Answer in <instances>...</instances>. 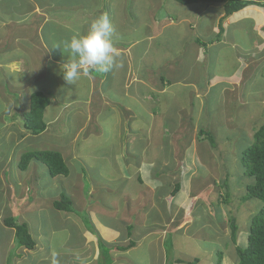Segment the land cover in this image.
I'll return each instance as SVG.
<instances>
[{"label": "crops", "instance_id": "1", "mask_svg": "<svg viewBox=\"0 0 264 264\" xmlns=\"http://www.w3.org/2000/svg\"><path fill=\"white\" fill-rule=\"evenodd\" d=\"M76 1L77 0H0V57L5 58V61H2L0 58V66H3L4 69V80L0 81V87L9 89L14 93L17 91L23 92L29 90L30 93L40 91L46 94L51 103L45 110V119H47L49 125H53L56 128L57 126L68 127L64 130L60 129V132L54 133V136H49V139H47L50 142L48 143V147H53L58 150L65 163L68 164L66 159L72 154L70 149L73 148L74 142L80 139V141L85 142L81 144L83 148L82 151L78 148H75L73 151H76L75 154L83 152V160L88 161L84 167L81 165H75L76 167H74L68 164L70 172L67 177L51 179L46 173L47 177H45L44 180L36 176L38 168L44 171L43 168L40 167L38 163L32 162L25 172L19 171L15 173L12 177V181L8 179V182L5 178L6 173L2 164L7 166L9 158L16 157V153H10L8 158L2 162L0 166V176L2 178V183L0 184V223L5 226L3 220L9 217L18 223H25L35 246L33 249H26L24 247L14 249L12 245L7 246L2 244L0 246L2 251L0 253V264H98L99 249L96 237L85 230L80 219L75 217L74 214L57 211L53 208V202L59 200L61 192H64L80 210L86 208L88 215L90 212V204H85L86 202L83 198V191L87 187H89L87 188L89 192H99L98 194L101 195L103 190H106L105 193H108L107 195L116 198V200L110 201L113 203H107V209L99 208V210H97L99 214L95 220V227L98 229L104 241L107 243L119 241L123 246L133 242V246L126 251H129V254L133 251L135 257L139 260V264H147L149 260L151 264H165L164 244L166 239H169V232L171 231L172 233L174 231L173 221L179 219L180 207L176 205L178 209L175 211V217L172 214L168 219L162 218V211L171 210L172 204L178 201L180 203L181 200L184 199H181V195L186 196L185 198H187V200L190 196L192 198V189L187 183L188 188H185L186 195L180 194L183 191L181 185L180 191L175 196L176 200L172 201L175 197L172 199L169 197L168 199V192L170 191L169 185L165 187L163 183L155 179L152 175L151 180L160 184H151L152 187L150 191L148 190V186L145 187V190L141 191L137 186H131L130 183H126V180L116 178L115 174L117 173L118 176L123 178L122 175H124L126 171H128L127 173L130 177H132V175L136 176V174L140 176L138 170L143 160L141 157L142 160L137 159L135 162H132V157L129 156L130 145H128V142L124 141L121 137L122 135H120L121 125L119 124V120H123L124 118H121V116H123L125 117L127 127L129 125L139 126V122L143 123L138 115L141 107V110L145 111L147 115L151 117L150 122H144L142 126L145 125L146 128H151L149 130L155 132L153 133L154 135L151 136L156 137L155 142H158L162 135L163 137L168 135L166 130L161 131L163 124L169 125V127H173L172 123H175L174 126L180 125L176 121L177 112L173 113L165 110L171 104H176L174 107L175 110L179 109L182 112L186 110L191 111L193 109V103L196 101L200 103L201 98L205 97V94L209 92L207 90L210 89L211 91L214 87L219 88L218 95L220 100H223L225 103L228 101L233 105L238 103L240 96L242 98L245 97L244 100L248 98L251 99L257 96L255 95L257 92L258 96L260 95V97H262V95H264V90L254 89L251 84L247 89L249 85L247 81L248 79L250 82L252 81L253 75L258 73L257 68L260 67L261 63H264V9L256 5H251L248 7L247 11L243 9L237 12L242 13L245 20L251 23V27L249 28L251 35L249 39L246 38L247 41L244 45L240 40L227 42L224 39L225 36H223L225 29L235 21L240 20L242 16L237 17L238 19L234 22L226 24V27H223L224 32L220 37L217 36L219 29L216 25L219 20H216L217 15H212L210 21H212L213 24L212 32L214 35H208L207 39L208 42L211 40L208 46L212 47V45L215 44L212 47L215 52L214 55L211 57V54H207L206 47H202L196 43L199 39H190V47L187 50H183L184 53L183 51L181 52L182 56L170 60L168 63L170 67L167 73H165L164 76H156V72L149 74L152 69L149 68L147 63L142 65L143 59L148 55L150 42L160 37L164 32V28L174 26L177 23H186L189 25L190 30L195 29L197 27L195 22L200 24V14H197V12L195 13L196 15L193 14L194 8L191 9L190 12L192 14L190 16H188V13L176 15L174 10L173 13L178 18L177 23L174 22L172 18H169L170 21L167 20L163 23H160L159 20H155L147 27V32L145 34L139 33L136 35V33L130 31V29L126 27L123 16L125 8L119 11V6H124V1L117 3V0H111L112 9L114 7L117 11V15L122 16L121 22L119 16L114 18L115 14L112 11L110 14H104L101 8L98 11L101 3H103L102 0H93L95 3H93L94 6L93 4L91 6H86L85 3L75 5ZM23 2H25V4H23ZM185 7L190 10V5ZM254 8H256L257 12L260 11V15L258 19L256 18L253 21L250 9L254 10ZM84 13L87 14L88 17L84 16L86 18H82ZM169 13L172 12L169 11ZM102 14L107 15L109 21L113 27H115L113 37L115 57L117 64L120 65L121 63V65L119 67L114 66L106 73H96L94 70L89 69V75H82L80 79L73 84H68L63 79L61 72V66L71 59L69 52L65 50V43L77 32L81 34L86 33L89 28L86 27V24L91 23L92 20ZM235 16L236 15L233 14L231 17L235 18ZM48 24H52L53 28L47 32L45 28ZM258 26L259 28L255 30V27ZM246 29L247 27L244 30L242 29L244 34L246 33ZM58 31L61 35H59ZM48 34L58 39H54V43H51L50 38H47ZM132 34L133 36H131ZM196 36H198V34H194V37ZM217 37L219 38L217 39ZM175 40L180 42L179 39L169 40L168 42H173ZM194 41L195 43H193ZM143 45H146V47H143ZM221 46H229L233 57L231 54L230 58L225 57V53ZM133 51L137 56L136 62L140 64L139 69L133 66L129 67V62H131L134 55L132 54ZM233 51L235 52L233 53ZM225 59L234 61V69L229 74L222 73V70L224 72L229 71L225 65ZM23 61L29 62L27 64L28 68L19 71V67H21ZM206 61H210L212 67H205ZM127 63L128 68H126ZM183 64L184 66H190V69H187V76L190 77V79L184 80L179 74L181 70L177 65L183 67ZM196 64L204 66V75L203 73L199 75L201 68L198 65L195 66ZM27 65L23 66L26 67ZM206 68L208 71L211 70L210 73H205ZM48 73L53 77L55 84L57 83L59 85L57 88L60 90V100L58 101L52 99V95L55 94V92H53L54 90L43 91L37 88L38 86H47L42 85V83L47 79L46 74ZM118 74H120V77L117 76ZM10 75L14 77L22 76V79H20V82L18 80V82L13 84V80H9ZM261 75H264V64ZM224 76H226L229 82L224 81ZM158 78L161 79V83L165 84L163 88L157 87L156 80ZM239 78H241V80H239ZM207 81L217 82L211 84L207 88ZM152 83H154V86H150ZM135 85H143V91H139ZM239 86L243 87L242 92L236 90ZM20 87L21 89L18 90ZM119 94H122L121 101L115 96ZM27 99L28 96L23 99V102ZM21 102L22 101H19L20 106L18 111L21 110L24 104L23 102L21 104ZM79 105L81 107H79ZM13 106L14 109H16V105L13 104ZM199 107L202 109L201 103ZM83 109H86L85 116H82ZM154 110L157 112H154ZM109 113H111L109 117L104 116V114L107 115ZM156 113L160 114V119L157 117V119L154 120ZM171 113L172 116H169ZM74 114L83 118L79 120V122H76L77 120L74 121L73 118L75 116ZM83 125L85 127L81 130ZM138 129L143 130L144 133L146 131L144 128ZM179 129L181 132L184 131L181 125ZM22 130L21 128L20 132L22 136L15 142L29 138L28 145H32L35 140H37V137L45 133H50L45 132L39 136L33 137ZM134 130L135 128L131 131ZM174 131V129H171L172 133H174ZM163 132L165 134L158 135ZM136 134H139L138 131ZM172 137H174V134ZM134 138L137 139V146L140 151L147 149L146 146H143V144L139 142V135ZM71 141L72 143L68 147L65 143L68 144V142ZM164 141H166V139H164ZM60 146L64 148H59ZM156 148L158 147L156 146ZM164 157L165 155L163 154L160 159L161 168L163 169L168 165ZM144 158L146 159L144 163H147L148 166H152L153 164L152 170H154L156 163L150 161L153 158H148L146 155ZM191 163L194 165V162ZM12 166L13 163L10 167ZM194 166L196 169V165ZM181 168H183V166ZM187 171V174H189L191 171L190 167ZM194 172L196 173V171ZM111 173L112 175H110ZM151 173L153 174V171ZM78 177L85 179L83 183L84 187L82 188H80L77 183ZM168 178L170 179L171 177L169 176ZM123 181L124 183L119 185V183ZM10 182L16 185V190L14 189L15 192L13 189V192L9 191ZM114 182L118 185L117 189H121L120 195L118 194V196L117 193L111 191ZM7 186L9 189L6 188ZM41 187L47 191H42ZM4 188L8 190V193L5 192ZM2 190H4L3 197H1ZM28 190L30 192L31 190L35 191L33 193V200H31L33 202H28V204L20 210L21 213L19 214L15 209L9 212L6 207L7 204H4V201L8 199L5 198V195H9V192L10 195L18 192V196L22 197L24 194L30 193L27 192ZM158 190L162 191L160 202L165 201L164 207H160L154 202V194ZM146 191L148 192L145 193ZM141 192L144 193L141 194ZM125 193L135 198L133 200L127 199L126 206L123 204V194ZM148 195L150 196L149 199L147 197ZM193 197L195 199L196 195ZM25 198L26 196L21 199L24 201ZM138 199L141 202L136 204V200ZM166 199L171 200L169 201L170 207L166 204ZM194 201L197 202L196 199ZM102 204H105L103 200ZM128 209L131 211L134 210L133 213H129ZM180 209H182V207ZM105 210L108 211V215L113 217L114 222L121 217V221L119 220L118 222L119 224L113 226L106 224L104 218L106 215ZM184 210L185 209H183V211ZM180 216L181 218L179 220L182 222L179 226L191 220L185 221L186 217H183L182 212ZM35 221L42 227L35 224ZM36 225L39 227L37 229L38 233L35 234L37 236L31 233ZM127 225H133L131 233H128L126 228ZM169 225L171 229H169ZM178 227L176 229H178ZM40 228L46 229V232L50 234L48 240H43L40 231L42 229ZM12 231L14 234L13 229ZM152 232L157 235V238L147 240L146 237ZM196 232L199 233L200 231ZM198 235L199 234L196 236L200 237ZM196 236L194 234L193 237ZM58 237L60 238V240H58L60 243L58 244V250H56L57 246L54 245V242ZM173 238L176 239L177 236L173 235ZM171 241L172 245H174L173 239ZM141 242L147 243V246L141 248ZM8 249L12 250L8 251ZM119 251L122 250L114 249L112 251L113 253L110 252L112 261L118 264L122 257ZM126 251L123 250L124 253ZM3 254L5 258L2 257ZM1 257L5 262L1 261Z\"/></svg>", "mask_w": 264, "mask_h": 264}, {"label": "rangeland", "instance_id": "2", "mask_svg": "<svg viewBox=\"0 0 264 264\" xmlns=\"http://www.w3.org/2000/svg\"><path fill=\"white\" fill-rule=\"evenodd\" d=\"M121 1L128 2V3L124 2L126 4L124 6H119V11H122L125 8V12L123 13V16L126 22V27L129 28L130 31H133L134 33H136V35H138L139 33L145 34L147 32V27L155 21L152 12L155 13V16L158 18L160 23H163L164 21H167V20L170 21V19L168 18L169 15L171 16L170 18L174 19L175 18L173 14L174 10H175L176 15H184L185 13H188V16H190L192 14L190 11L191 9L194 8L195 10L193 11V14H195L196 12L197 14H200V17H199L200 24L195 22V24H197V27L195 29L190 30V27L188 24L177 23L178 20H176L174 21L177 23L176 25L164 28V32L161 34V36L157 37L156 39L150 42V47L148 48V55L142 61V65L144 63L145 64L147 63L149 68L152 69L150 70L149 74L156 72V76H164L170 67L168 66V63L170 62V60L171 59L174 60L176 57L178 58L182 56L181 52L183 50H187L190 47L189 40L193 38L199 39L198 41L206 47L207 54L208 53L211 54V57L214 55L215 52L212 47L215 44H213L212 47L208 46L211 40L208 42L207 37L208 35H212V36L214 35V33L212 32L213 24H212V21H210V19L212 18V15H217L216 20H219L216 24L217 28H218L220 19L222 18V15H223L221 9L218 8L217 5H208V4L203 5L201 3H197V4L195 3V4H191L190 10H188L185 6H181V5L179 6L177 4H173V2L170 0H153V4H151V0H121ZM257 1H263V0H257ZM102 2L103 3H101L98 11L100 10V8H101V11L104 12V14H110L112 11L115 14L114 18L119 16L120 22H121L122 16L117 15V11L115 10L114 7L112 9V6H111L112 1L102 0ZM81 3H85L86 6L87 5L91 6L94 3V1L93 0H77L75 2V5H78ZM23 4H25V2H23ZM151 6H153L155 10ZM249 6L244 8V11H247ZM250 10H251L250 13L252 15L250 16L252 17L253 21L256 18L258 19L260 15L259 14L260 11L257 12L256 8H254V10L253 9H250ZM158 11H160V13H157ZM169 11H171L172 13H169ZM214 13H217V14H214ZM234 15H236L235 18H232L231 16H229L228 18L224 19L222 21V26L226 27V24L234 22L235 20L238 19L237 17H240V16L242 17L240 20L235 21L229 27L227 26L228 28L225 29V33L223 36H225L224 39L227 42H231L233 40H240L244 45L247 41L246 38L249 39L251 35V33L249 32L251 23L245 20L242 13H236ZM84 16L88 17V15L85 13L84 15H82V18H86ZM89 24H86L87 28L89 27ZM114 26H117V25H114ZM246 27H247L246 33L244 34L243 30ZM52 28H53V25L48 24L45 28V31L48 32ZM161 28H162V25H161ZM258 28L259 26L255 27V30H257ZM58 33L59 35H61L59 31ZM194 34H198V36L194 37ZM131 36H133V34ZM47 38H50L51 43H54V39H58L57 37L53 38L52 35L49 36V34L47 35ZM173 39H179L180 42L177 40L173 42H168L169 40H173ZM193 43H195V41ZM143 47H146V45H143ZM221 47H222L223 52L225 53V57L230 58V54L232 55V52H230V47L229 46H221ZM234 52L235 51H233V53ZM132 54H134L132 57L133 61L131 60V62H129V67L133 66L134 68L139 69L140 64L139 62H136L137 56L134 51L132 52ZM225 60H226L225 65L229 69V71L224 72L222 70V73L229 74L234 69V65H233L234 61H231L229 59H225ZM23 62L21 63V67H19L20 68L19 71H21V69L26 70L28 68L27 64L29 62H24V63ZM263 64L264 63H261L260 67L257 68L258 73L253 75L252 81L250 82L248 79L247 84L249 85L247 86V89L250 87V84H251L254 89L264 90V75H261ZM23 65H27V66L24 67ZM197 65L198 64H196L195 66ZM198 66L201 68V72L199 75H202V73L204 75V69H203L204 66H201V65H198ZM177 67L181 70L179 74L184 78V80L190 79V77L187 76L188 75L187 69H190L189 68L190 66L188 65L184 66L183 64V67H181V65H177ZM205 67H212V65L210 64V61L209 62L206 61ZM126 68H128V63L126 64ZM197 70H198V67H197ZM3 71H4L3 66H0V81L4 80ZM210 71L211 70L208 71L206 68L205 73H210ZM48 74H46L47 79L45 80L44 83H42V85H47V86L45 87L38 86L37 88L43 91H46V90L53 91L54 90L53 92H55V94L52 95V99H55L58 101L60 100V90H58L57 88L59 87V85L57 83L55 84L53 77H51V75L50 74L48 75ZM117 76L120 77V74H118ZM224 77H225L224 81L229 82V80L226 79V76ZM20 79H22V76L20 77H17V76L14 77L13 75L9 76V80L10 81L13 80L12 81L13 84L18 82V80L20 82ZM239 80H241V78H239ZM244 80H245V76H244ZM215 82L217 81H212V82L207 81L206 83L207 88ZM156 83L157 85L161 84L160 80L158 79L156 80ZM135 86L137 89H139V91H143V87H142L143 85H135ZM150 86H154V83L150 84ZM20 89L21 87L18 88V90ZM217 89L215 90L211 89L212 92L210 91V89L207 90L209 91L210 94L208 95L209 98L206 99L205 105L203 107V122L204 121L206 122L207 120H214L213 122L214 126L213 127L211 125L208 126V129L211 133H212V129L214 130L213 134L216 139L215 140L216 144H214L213 147L211 146V144L209 145L204 140L198 141L199 140L197 138L198 128L202 127V126L197 127L198 125H192V128L187 130V139H185L184 142H181L182 139H179V138L183 134H181V130H180L181 128L179 129L180 131H178L177 129L179 128L181 124H185V122H187L186 120H181L183 113L185 116H188L191 111L186 110L182 112L179 109L175 110L174 107L176 106V104L175 105L171 104L165 110L167 112H173V113L177 112L176 121L180 125L174 126L175 123H172L173 127H169V125L163 124V126L161 127V131L166 130L168 132L167 136L170 138L173 136V134H175L176 132L177 133L179 132V138L177 139V141L175 140L171 142L169 141L170 144H167V145H165V143L162 141L165 139V137H163V139L160 138L159 141L157 142V144L159 143V145H157L158 148H155L156 144H153V146L151 145V147L147 150V157L153 158L150 161L156 163V160L162 157L165 151L167 150L166 146L169 147L171 145L172 147H175L177 149L178 147L177 143L179 142L183 143V146L189 145L184 155L182 156L184 157V161H185V163L182 164L183 168L178 167V169L176 168L177 170L175 171L178 172L180 170V173L182 176L181 185H182L183 191L180 194L186 195L185 188L186 189L188 188L187 186V183H188L192 189L191 190L192 195L193 194L196 195L195 199L197 200V202L194 201L195 199L193 196L192 198L190 196L189 199L187 200V198H185L186 196L181 195V199L182 198L184 199H182L180 203L179 201L174 203V205H177L180 208L182 207V209H185L184 216H183V217H186L185 221H188L190 219L191 220L183 225L181 224V226H179L178 229L173 228L174 231L172 233L171 231L169 232L168 238H170V240L173 239L174 247L172 246L171 251L168 253L167 244H165V247H166V249L164 247L165 264H174V260L176 259H181L183 261L192 262L193 258L198 259V262L196 264H235L234 258H231L232 253H234V248L232 247V243L230 241L228 221L231 217L236 218V222H237L236 224L238 226V231L236 233L235 242L237 246L244 248L247 244V234H248V229L250 225L249 224L250 219L256 213L257 207H259V202H256V200H251L249 201L248 204H246L245 202H241L239 200L241 195H243L242 193L244 191L245 185L247 184V182L248 183L250 182V178H247L248 181L247 179H245V177L243 178V174H242V171L239 165H240V154L253 142V136L251 134L250 129H253L254 131L256 128L264 124V95L260 97V95L258 96V93L256 92L255 95L257 96L255 98H251V99L248 98L246 100H244L245 97L242 98L240 96L238 104H234L235 107L232 108L231 105L228 107L227 106L228 103H224L223 100H221L223 101V104L219 103V99H218L219 90ZM236 90L237 91L239 90V92H242L243 87L239 86V88H237ZM29 94H30L29 90H25L23 92L17 91L14 93L13 91L9 89H4L0 87V166L2 162H4L8 158V155L10 153L12 154L16 153V157L9 158L7 166L2 164V167L6 173L5 178L7 179V182H8V179L9 181H12L13 175L19 172V170L16 167L18 154L20 155L25 151H29V150L36 149V148H38V150L45 149L48 146V143H50L47 140L49 139V136H54V133H49V134L45 133L41 135L40 137H37V140H35V142L32 145L27 144L29 141L28 140L29 138L15 142L21 137L18 131H20L22 128L21 127L22 122H21L19 111H18L19 106H20L19 101L23 102V99L26 96H29ZM115 96L117 97L118 100L120 101L122 100V94L115 95ZM13 104L16 105V109H14ZM79 107L81 106L79 105ZM197 107L198 105L194 106V108H197ZM139 111H141V107ZM85 114H86V109H83L82 116L83 115L85 116ZM110 115L111 113L107 115L104 114L105 117H109ZM169 116H172V113ZM73 118H74V121L77 120L76 122H79V120H81L83 117L75 115ZM121 118H124V119L119 120V124L121 125L120 135H122L121 137L124 139V141L128 142V145H130L129 156L132 157V162H135L137 159L139 160L143 159L140 165V169L138 170L140 173L141 183L136 179L135 175L134 176L132 175V177H130V175H128L127 173L128 171H126L124 175H122L123 178L118 176V173L115 174L116 178H119L121 180H126V183L128 184L130 183L131 186L132 185L137 186L141 191L145 190V187L148 186V190L150 191V188L152 187L151 184L159 185L160 183H156L151 180L152 179L151 172L153 171L152 170L153 164L152 166L151 165L148 166L147 163H144V160H146L144 158L145 156L144 152L146 149H143L142 151H140L139 147L137 146L138 144V142L136 141L137 139L134 137L139 135V138H140L139 142H141L143 146L147 147L149 143L156 140V137H152L154 135L153 133L155 132L149 130L151 128H144L146 130L144 133L143 130L138 129L139 127H132V129L135 128L134 131H130V129L127 130V126L125 123V117L121 116ZM140 120L144 123L142 119ZM231 122L232 124H234L233 126H231ZM84 127L85 126L83 125L81 127V130L84 129ZM182 128L184 129L183 126ZM205 128L207 131V126ZM171 129L175 130L174 133L171 132ZM22 131H24V129ZM83 131H86V130H83ZM137 131L139 134H136ZM161 134H165V133L164 132L159 133L158 135H161ZM42 140H45V141H42ZM71 143L72 141L68 142V144L67 143L65 144L68 145L69 147ZM82 143H85V142L80 141V139L74 142L73 148L70 149V152L72 154L66 159V162L70 165H73L74 167H76L75 165H81L84 167L88 163L87 160H83L84 159L83 152L77 151L78 153L75 154L76 151L75 152L73 151L75 148L76 149L78 148L79 150L82 151L83 149L81 145ZM196 146H198L201 156L199 155V153H197L199 151L198 149H196ZM59 148H64V147L60 146ZM197 155L201 157L200 161L198 160ZM195 158L200 165V167L196 169H195V166L192 165L191 163L194 161ZM12 163H13V166L10 167ZM187 166L188 168L190 167L191 169L189 174H187L188 172ZM149 169H150V173H149ZM194 171H197V172L195 173ZM110 175H112V173ZM193 175L194 177L192 179ZM36 176L40 178L41 180H44L45 177H47L46 172L39 170V168L36 172ZM226 176H227L226 187L223 189L219 188L218 182L223 180V178H225ZM208 177H213V178L215 177V180L218 178V180H216L217 187L216 186L212 187L210 185L208 188H204L205 191L201 190L200 188L199 189L194 188V187L192 188L191 182L193 183V185H197V184L204 182V180L209 181ZM114 181H119V180H114ZM1 183H2V178L0 176V184ZM123 183L124 181L119 183V185ZM117 187L118 185L114 182L112 185L111 191L117 193V196H118V194L120 195L121 189L119 188L118 190ZM6 188H8V186ZM6 188H4V190L5 192L8 193V190H6ZM12 189L13 191L14 189L16 190V185L14 183L13 184L11 183L9 191L13 192ZM4 190H2L1 192V197H3L4 195ZM41 190L45 192L47 191V190H44L43 187H41ZM34 192L35 191L31 190V192L26 195L25 194L23 195L22 193L23 195L22 197L26 196V199H27L26 203H23V200L21 199L22 197L18 196L19 195L18 192L12 193V195H10V192H9V195H7L8 197L5 195V198L6 199L8 198V199L4 201V204H7L6 206L7 210L10 212L11 210L15 209L18 214L21 213L20 210L22 209V207H24L26 204H28V202L33 200ZM84 192H86V190H84ZM105 192L106 190H103L101 195L98 193H94L92 191L86 194L83 193L84 194L83 198L86 202L85 204H90V208H89L90 212L88 213V216H87L86 208L81 209L80 212L82 214H85L93 222L95 226H96L95 220L99 214L97 210H99V208L107 209L108 208L107 203H113L110 201L116 200L114 196L107 195L108 193H105ZM147 192L148 191H146L145 193ZM142 193L144 192H141V194ZM168 193L170 194V191ZM161 195H162V191H159V190L156 191V193L154 194V199H155L154 202L158 206H161L164 203V202H160ZM142 198L144 200L143 195H142ZM123 199H124L123 204L126 206L127 199L133 200L135 198L132 195L125 193L123 194ZM168 199H169V195H168ZM168 199H166V204L170 207L169 201L171 200H168ZM102 200L105 202V204H102ZM173 200H176V197L172 199V201ZM136 201H137L136 204L141 202L139 201V199ZM105 212H106V215L104 218L106 220V224H110L111 226L115 224H119V223L114 222L113 217L108 215L107 210H105ZM217 214L221 217V220H222L221 222H219L217 218ZM179 215H181V212H179ZM161 216L162 218L168 219L171 216V210H168V211L163 210ZM173 216L175 217V213L173 214ZM35 224H38V223L35 221ZM38 228L39 227H37L36 225L33 232L31 233L33 235L37 234ZM40 229H42L40 231L42 233L43 240H48L50 238V234L46 232V229H43V228H40ZM169 229H171L170 225H169ZM196 231H200V232L198 233ZM196 233L199 234L198 236H200L201 238L197 237ZM194 234L196 237H193ZM173 235H176L177 238L176 239L173 238ZM152 238L153 239L157 238V235L153 232L149 236L146 237L147 240H151ZM58 240H60L59 237L56 238L54 242V245L57 246L56 250H58V244L60 243L58 242ZM9 241L10 243L11 242L12 243L10 244ZM222 242H226V244L229 243L228 245H225L224 253H220L222 252L221 251ZM2 244L7 245V246L12 245L14 249L21 247V246H17L18 244L16 243L14 239L12 228L3 226L0 223V246ZM145 246H147V243L141 242V248H145ZM11 250L12 249H8V251H11ZM1 252L2 251L0 249V253ZM119 254L122 256L119 264H139V260L135 257L133 251H131L130 254H129V251H126L125 253L123 251H119ZM2 257L5 258V255L3 254ZM2 257H1V261L5 262V260H3ZM107 263L108 264H118L112 261V259H110L109 257L106 259L103 258V260H101L100 263L98 262V264H107ZM147 264H151L150 260L149 262H147ZM183 264H186V263H183Z\"/></svg>", "mask_w": 264, "mask_h": 264}, {"label": "trees", "instance_id": "3", "mask_svg": "<svg viewBox=\"0 0 264 264\" xmlns=\"http://www.w3.org/2000/svg\"><path fill=\"white\" fill-rule=\"evenodd\" d=\"M121 0H117V3H119ZM173 2V4L181 5V6H187L191 4H208V5H217L218 8L221 9L223 15L222 18L220 19V22L218 24V29L219 33L217 36H221L224 28L222 26V21L229 16H232L233 14L243 10L249 5H256L259 7H262L264 9V1H257V0H170ZM125 3H128L127 1H124ZM124 3V5H126ZM151 4H153V0H151ZM116 5V4H114ZM119 5V4H118ZM154 10L155 8L151 6ZM157 13H160L158 11ZM154 20H158V18L155 16V13H153ZM174 14V13H173ZM175 18L174 21L178 20L176 15L174 14ZM171 16L169 15L168 18ZM219 37H217L218 39ZM199 45H202L199 41H196ZM205 47V46H204ZM2 61H5L4 57H0ZM95 71V70H94ZM96 73H99L95 71ZM158 80H161L158 78ZM165 84L161 83L157 85L159 88H163ZM213 90L217 89V87L212 88ZM218 90V89H217ZM212 92V91H211ZM210 93L208 92L205 94V97L201 98V105L202 109H200L199 101H196L193 103V109L191 110L190 114L188 116H185L183 113V116L181 120H186L185 124H181V127H184V131L181 132L183 134L179 138V132L174 134V137L169 138L168 136H164L166 141L162 140L165 145L170 144L169 141H177V139H182L181 142H184L185 139H187V130L192 128V125H198L197 127L202 126L201 128H198L197 132V138L198 141L204 140L207 142L209 145L213 147L215 143V136H214V130L212 129V133L209 131L208 126L211 125L212 127L214 126V120H207L206 122H203V107L205 105L206 99H208V95ZM219 99V98H218ZM219 99V103L223 104V101ZM24 104L22 105L21 110L19 111L20 118H21V127L24 129V131L33 136H39L42 133L45 132H50V133H58L60 132V129L64 130L68 127H60L57 126L54 127L53 125H49L47 122V119H45V110L51 103L49 97L40 92V91H34L31 92L28 96V99L23 102ZM225 103V102H224ZM227 106L229 107L230 105L235 107L232 103H229L227 101ZM238 104V103H235ZM195 105H198L197 108H194ZM225 110V109H224ZM131 112V111H130ZM157 112V111H154ZM138 115L140 116L139 118L142 119L144 122H150V116L147 115V113L143 110L138 112ZM223 115V114H222ZM160 119V114L156 113L154 120ZM237 117V116H236ZM229 120V119H228ZM231 120V119H230ZM143 123L139 122V126H128L127 128L131 130L132 127H139V128H146V126H142ZM231 122V126H233ZM207 126V131L206 127ZM178 131L179 128L177 129ZM11 131V130H10ZM252 136H253V142L251 145H249L242 153L240 154V169L243 174V178L245 179L250 178V182L245 185L243 195L240 197L241 202H245L246 204L249 203L251 200H256V202H259V207L256 209V213L254 216L251 217L250 222H249V229H248V234H247V244L244 248H241L236 245L235 242V237L236 233L238 231V226L236 222V218L231 217L228 221V228H229V234H230V241L232 243V247L234 248V253H232L231 258H234L235 264H264V124L262 126H259L256 128L254 131L251 129ZM20 136H22V133L18 131ZM18 134V135H19ZM145 136V135H144ZM163 139V135L161 137ZM190 138V137H189ZM191 139V138H190ZM177 143V149L175 147H172L171 145L167 147V150L165 151L164 159L167 160L168 165L163 169L161 168V157L157 160L155 164V169L153 170L152 176L159 180L161 183L164 184V186H168L170 188V194L169 197L170 199L174 198L178 192L181 189V183H182V176L180 173V170L176 172L175 170L182 167V164L184 163V157H182L186 151V149L189 147V145L183 146V143ZM155 145V148L159 143L157 144V141H152L149 143L147 146V149L145 150L144 154L147 156V150ZM162 146V145H161ZM158 147V146H157ZM163 147V146H162ZM55 148L51 147H46L45 149H32L29 151L21 152L22 154H18L17 157V162H16V167L20 172H25L29 165L34 162L38 163L43 170L47 173L49 178H64L69 175L70 168L68 164L65 163L62 155L60 152L57 150H54ZM196 149H198L199 155L200 150L198 146H196ZM182 153V154H180ZM198 156V155H197ZM198 156V160L200 161L201 157ZM195 157V156H194ZM194 165H196V168H199L200 165L197 162L196 158L194 159ZM198 166V167H197ZM177 168V169H176ZM197 172V171H196ZM195 175V174H194ZM192 176V179L194 177ZM171 177L173 179H169L168 177ZM137 180L141 183V179L139 174H136ZM221 179V178H220ZM242 179V178H241ZM240 179V180H241ZM85 179L82 177L77 178V183L80 188L84 187L83 183ZM209 181H205L193 185L191 182L192 188H200L201 190L205 191L204 188H208L210 185L215 187L217 185L218 178L215 180V177H208ZM243 180V179H242ZM244 181V180H243ZM248 181V179H247ZM227 184V176L223 178V180L218 182L219 188H225ZM83 185V186H82ZM217 187V186H216ZM89 188V187H87ZM172 189V190H171ZM86 193H89V189H85ZM27 192H30L29 190ZM97 193V192H95ZM99 193V192H98ZM93 195V193H92ZM193 194L192 196H194ZM148 199L150 196H147ZM26 199V198H25ZM27 200V199H26ZM165 203V201H164ZM164 203L160 207H164ZM53 208L57 211H63L66 213H71L74 214L75 217L79 218L83 227L87 232L92 234L93 236L96 237L97 243H98V249H99V259L98 262L100 263L103 258H110L111 259V253L114 249L118 250H128L133 246V242L129 243L125 246L117 242L113 243H107L104 241L99 232L98 229L95 227V225L92 223V221L85 215L80 212V209L75 206L71 200L70 197H68L64 192H61L59 200H55L53 202ZM177 206L172 204L171 205V215L175 213L177 210ZM180 212H182V215L184 216V211L183 209H180ZM134 210L128 209L129 213H133ZM138 217V215H137ZM136 217V218H137ZM181 216L179 215V219ZM217 218L219 222H221V217L217 214ZM121 219V217H120ZM116 220V223L119 222V220ZM178 219V220H179ZM176 220L173 221L174 228H177L179 224L181 223V220ZM121 221V220H120ZM3 224L7 227H10L14 230V239L16 243L18 244L17 246L24 247L26 249H33L35 246V243L30 236L28 232L27 225L25 223H18L16 221H13L10 217L7 219L3 220ZM121 224V223H120ZM248 225V224H247ZM133 225H127V231L128 233H131ZM165 244H167V252L169 253L172 249V241L169 239H166ZM164 244V247H165ZM229 244V243H228ZM226 242H222L221 246V251L220 253H224V247ZM166 249V247H165ZM198 262L197 258H193L192 262L188 261H183L181 259H176L174 260V263L176 264H196ZM108 264V263H107Z\"/></svg>", "mask_w": 264, "mask_h": 264}, {"label": "clouds", "instance_id": "4", "mask_svg": "<svg viewBox=\"0 0 264 264\" xmlns=\"http://www.w3.org/2000/svg\"><path fill=\"white\" fill-rule=\"evenodd\" d=\"M114 33L113 25L103 14L91 21L86 33H75L65 43V50L71 59L61 66L63 79L73 84L82 75H89V69L106 73L114 66L119 67L115 57Z\"/></svg>", "mask_w": 264, "mask_h": 264}, {"label": "bare ground", "instance_id": "5", "mask_svg": "<svg viewBox=\"0 0 264 264\" xmlns=\"http://www.w3.org/2000/svg\"><path fill=\"white\" fill-rule=\"evenodd\" d=\"M13 170V169H12Z\"/></svg>", "mask_w": 264, "mask_h": 264}]
</instances>
